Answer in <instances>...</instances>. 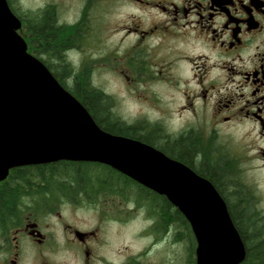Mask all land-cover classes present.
I'll return each instance as SVG.
<instances>
[{"label":"flooded vegetation","instance_id":"1","mask_svg":"<svg viewBox=\"0 0 264 264\" xmlns=\"http://www.w3.org/2000/svg\"><path fill=\"white\" fill-rule=\"evenodd\" d=\"M7 2L20 29H27L28 14L32 29L43 19L61 29V53L46 51L37 38L30 51L59 79L77 81L84 68L91 79V67L124 61L130 84L159 81L174 89L186 115L179 130L148 118L153 137L150 131L148 138H132L208 179L235 226H264V0H41L29 9L22 0ZM107 33L120 35L124 55L114 47L124 42L119 38L108 46ZM60 60L67 67L63 74ZM139 124L133 125L142 130ZM71 162L99 164L107 175L89 179L91 185L62 188L68 190L56 204L62 209L35 201L32 208L23 206L10 228L0 231V264H145V252L135 256L131 247L115 259L119 251L114 253L110 226L128 225L143 209L151 229H165L166 205L179 209L165 194L110 165ZM63 208L84 210L87 217L77 222ZM239 233L245 248L239 264H251L249 242L256 235ZM259 236L264 244V234Z\"/></svg>","mask_w":264,"mask_h":264},{"label":"water","instance_id":"2","mask_svg":"<svg viewBox=\"0 0 264 264\" xmlns=\"http://www.w3.org/2000/svg\"><path fill=\"white\" fill-rule=\"evenodd\" d=\"M21 20L0 0V182L15 167L100 162L165 194L188 220L196 264H239L245 248L215 186L155 147L99 126L28 50Z\"/></svg>","mask_w":264,"mask_h":264},{"label":"rangeland","instance_id":"3","mask_svg":"<svg viewBox=\"0 0 264 264\" xmlns=\"http://www.w3.org/2000/svg\"><path fill=\"white\" fill-rule=\"evenodd\" d=\"M22 1L28 9L31 8L34 3L41 2V0ZM26 18L27 20H31L29 14ZM119 38L120 35L117 36L116 34V36H110V33H107L106 44L110 46L112 42L118 41ZM118 42L124 41L120 38ZM116 46H120L119 50L121 53L125 52V42L123 44H116L114 47ZM91 69H94V71L91 72L92 84L107 95H110L112 99L111 107L114 114L128 124L140 123L139 125H142L141 132L144 134L150 132L151 130L153 131V128L149 127L146 122L148 121V118L150 120L162 119L163 121H166L168 126H170L169 129L171 131L179 130V127H181V124L185 121L186 115H182V112L179 110V104L181 102L179 101L180 98L174 89L167 88L159 81H137L135 86L132 85V83L130 84L128 80L127 65L124 61L110 62L105 65L93 66ZM86 70L87 68H84V71ZM84 76L85 75L83 74V77ZM66 83L68 85H73V82L71 81H66ZM151 91H154L155 93H152ZM152 131L149 133L150 137H153L154 135ZM97 170L98 168L96 167L93 169L94 172H97ZM95 175L96 173L94 176ZM55 180H59L57 182L63 181L66 187L70 186L69 188L81 186L72 185L70 183V180L72 179L69 177H56L50 179L49 181H43L42 184L49 185L48 189L42 188L43 192H37L38 188L36 185L30 196H19V192L18 195L16 194L15 198L16 219L19 217V214L23 212L24 207L29 206L26 208H32L31 204L34 201L38 203L46 202L45 206L54 207L53 211L61 208L62 205L57 207L56 204H61L59 200L61 196L63 197L64 193L65 195L68 194V190L63 189L62 191H59V188H57L59 183L56 184ZM83 181L85 182V186L91 185L88 177L84 178ZM76 183L78 184V182ZM24 189V191L27 192L28 188L26 189L24 187ZM80 202L82 201L80 200ZM28 203H30V205H28ZM71 210V208H63L61 211L65 215L75 218L77 222L80 221L79 219H85L84 217H87L84 210H78L77 212L72 210L74 214L72 213L73 215L71 216ZM235 212L238 214V209H236ZM135 214V218L133 221H130L128 225H111L109 228V234L112 236L111 239L113 240L114 253L116 254L115 250L119 251L115 256L116 260H119L121 257L126 255L127 250L130 252L131 247L135 256L142 254L143 251L145 252V257L142 255L145 260V264H195V243L193 242V239L190 240L189 237L187 238L181 236V233H183L182 231L185 232L182 224L174 222L166 230L163 227L159 230L155 227L151 229V216H147L143 209L141 210V213L136 212ZM90 216L93 218L94 214H91ZM49 218L53 220L55 217L49 216ZM10 226L7 227V224H4L0 226V231L2 232L5 228L8 230ZM157 234L158 237H156ZM129 239H132V241L130 242ZM148 247L150 248L147 250Z\"/></svg>","mask_w":264,"mask_h":264},{"label":"trees","instance_id":"4","mask_svg":"<svg viewBox=\"0 0 264 264\" xmlns=\"http://www.w3.org/2000/svg\"><path fill=\"white\" fill-rule=\"evenodd\" d=\"M24 20L27 22V29H21L20 33L25 38L28 44L29 51H31L32 39L37 38L39 42H44V46L47 48L46 51L54 50V52L56 53L57 50L58 53L62 52L61 46L63 43H66V40L63 38L64 34L61 32V29H57L56 27L54 29H51L50 26H52V23H50L49 19L40 20L41 23L37 24L41 26L39 29H32L33 21L31 22V20H27V18ZM60 62L61 65L57 66V69L60 74H63L67 67L63 65L62 62L64 61L60 60ZM69 68L72 70L75 69V67L72 65H70ZM82 74H84L85 76L77 81H73V85H68L66 81L59 79L57 76L56 77L65 88H67L86 106V108L89 110V112L92 114L93 118L101 128L113 134H120L131 138L149 137L141 132V130H139V128H137L135 125L128 124L119 119L112 110V99L110 95H107L102 90L98 89V87L94 86L91 82V79L86 77V71H83ZM95 167L98 168L97 172L93 171ZM95 173L96 175H107L106 169L101 167L99 164L74 163L67 160H60L45 164L20 166L11 169L9 177H7L8 180L0 184V226L7 224V227H9L13 222H15V198L16 194L18 195L19 192V196H25L28 194L31 195L32 191H34L33 188L35 185L38 188L37 192H43L42 188L48 189L49 186L48 184H42L43 181H49L50 179L56 177H69L70 179H72L70 180V183L72 185L83 186L85 184V182L83 181L84 178L88 177V179H96V175L94 176ZM115 178L117 179V177ZM74 180L78 182V184ZM57 181L59 180H55L56 184L59 183V186L57 188H59V191H62V188L66 187L65 183L63 181ZM34 182H36V184H34ZM60 185H62L63 187ZM31 186L33 187L31 188ZM24 187L26 189L28 188L27 192L24 191ZM156 200H158V198H156ZM162 212V224H164L165 230L168 229V227L171 226L172 223L179 222L180 224H182L183 230H185V232L182 231L183 233H181V236L187 238L189 237L190 240L193 239L190 224L179 210H172L170 204L168 203L165 210H163ZM236 227L240 232H242V234L244 233L257 236L250 239L249 245L252 244L254 246L250 248L249 260L251 264H264V244L262 238L259 236L261 234H264V226L251 222L243 226L242 224H240V226L236 225ZM257 243H259V245H257L256 247L255 244Z\"/></svg>","mask_w":264,"mask_h":264}]
</instances>
